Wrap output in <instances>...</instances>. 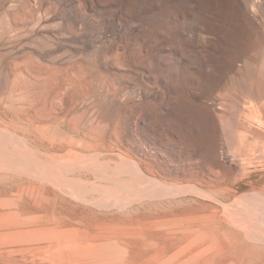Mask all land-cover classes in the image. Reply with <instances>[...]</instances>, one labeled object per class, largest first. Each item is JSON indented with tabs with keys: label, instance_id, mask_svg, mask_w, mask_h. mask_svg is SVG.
Instances as JSON below:
<instances>
[{
	"label": "rangeland",
	"instance_id": "1",
	"mask_svg": "<svg viewBox=\"0 0 264 264\" xmlns=\"http://www.w3.org/2000/svg\"><path fill=\"white\" fill-rule=\"evenodd\" d=\"M0 264H264V0H0Z\"/></svg>",
	"mask_w": 264,
	"mask_h": 264
}]
</instances>
